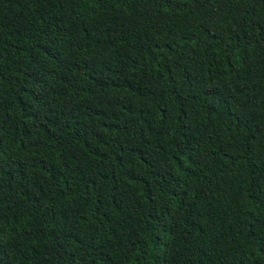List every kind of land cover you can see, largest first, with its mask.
I'll return each mask as SVG.
<instances>
[{
	"label": "trees",
	"instance_id": "trees-1",
	"mask_svg": "<svg viewBox=\"0 0 264 264\" xmlns=\"http://www.w3.org/2000/svg\"><path fill=\"white\" fill-rule=\"evenodd\" d=\"M0 264H264V0H0Z\"/></svg>",
	"mask_w": 264,
	"mask_h": 264
}]
</instances>
